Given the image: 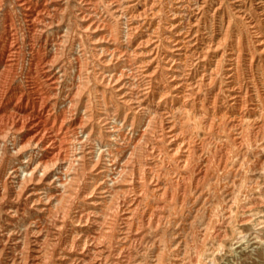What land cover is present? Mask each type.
<instances>
[{
  "label": "bare ground",
  "instance_id": "obj_1",
  "mask_svg": "<svg viewBox=\"0 0 264 264\" xmlns=\"http://www.w3.org/2000/svg\"><path fill=\"white\" fill-rule=\"evenodd\" d=\"M209 1L0 0V264L222 252L223 182L264 151V0H230L245 39Z\"/></svg>",
  "mask_w": 264,
  "mask_h": 264
},
{
  "label": "rangeland",
  "instance_id": "obj_2",
  "mask_svg": "<svg viewBox=\"0 0 264 264\" xmlns=\"http://www.w3.org/2000/svg\"><path fill=\"white\" fill-rule=\"evenodd\" d=\"M199 1L202 2V0ZM211 1L212 0H210L209 2ZM213 1H214V6H216L215 4L218 1L217 0H213ZM229 1L223 0L224 3L223 10L226 13L227 17L228 16L234 17L235 13L232 10V1L230 2ZM71 2L73 8L77 4V2L76 0H71ZM247 6L249 8L251 7L256 8L260 5L257 3H253L251 5L249 1V3H247ZM234 20L237 22V25L234 24V34H239L243 32L242 36L244 39L249 37L248 34L245 33L246 27H244L245 24L243 20L235 17ZM216 21H218V19ZM221 30H222L221 33H224L225 28L222 27ZM251 158L254 162H256L254 166V168L257 167L256 170L254 169L249 171L248 169H244L239 176L232 177L231 175L230 179L228 178V180H225L223 182L226 189L230 190L229 192L232 193V198H234L235 202L233 203V206L230 208V210H228L231 215V221L227 226L228 238L225 246L223 247L222 250L223 253L221 252L217 254L212 264H264V151L263 153H260L259 157L255 158V156H252ZM257 159L260 161V163L262 162L258 166L256 165L258 162ZM241 184H242V191L239 190ZM254 197H257V200L260 202L259 204L256 205V199L254 203ZM224 199L225 198H223L222 196V198L219 201V209L216 212L210 213L211 217L213 216L212 219L214 225H220L224 223L223 220H224L225 211L222 209V206H224L225 203ZM243 203L246 204L245 209L241 207V205H244ZM215 204L217 205V203ZM196 208L197 207L192 208L193 212H188L187 209H185L184 211L180 210V207L178 206L177 210L175 211L176 213L173 214L172 216L174 217L179 216V219L177 220L179 226H183L184 224L194 220L196 221V226L199 227L201 225V220L198 216L199 214H197V212L194 213V211H197ZM0 212H1L0 218L3 220L5 218V214L3 213L5 212L2 209H0ZM244 217H249L251 221L243 223L241 220ZM259 223H261V225ZM17 234L19 235L21 233L19 232ZM19 241H21L23 246L24 239L20 238ZM210 242H212V240H209V243ZM22 246L20 247V249L22 248ZM20 249H18V251ZM3 255H4L3 261H5L6 260L5 258H7L9 255H7V253H3ZM68 263H70V261H68Z\"/></svg>",
  "mask_w": 264,
  "mask_h": 264
}]
</instances>
